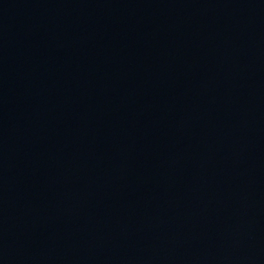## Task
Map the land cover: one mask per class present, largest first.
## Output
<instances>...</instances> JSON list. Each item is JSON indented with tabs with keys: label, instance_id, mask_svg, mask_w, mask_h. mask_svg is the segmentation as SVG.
<instances>
[{
	"label": "water",
	"instance_id": "obj_1",
	"mask_svg": "<svg viewBox=\"0 0 264 264\" xmlns=\"http://www.w3.org/2000/svg\"><path fill=\"white\" fill-rule=\"evenodd\" d=\"M0 264H264V0H0Z\"/></svg>",
	"mask_w": 264,
	"mask_h": 264
}]
</instances>
